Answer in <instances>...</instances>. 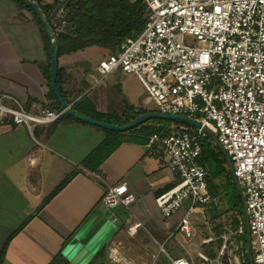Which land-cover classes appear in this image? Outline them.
Returning a JSON list of instances; mask_svg holds the SVG:
<instances>
[{
	"label": "crops",
	"instance_id": "crops-1",
	"mask_svg": "<svg viewBox=\"0 0 264 264\" xmlns=\"http://www.w3.org/2000/svg\"><path fill=\"white\" fill-rule=\"evenodd\" d=\"M110 53L107 47L91 44L59 54L57 81L67 102L80 104L76 111L90 116L94 110L115 113L123 121L117 124L127 123V105L133 107V114L137 112L133 118L158 111L135 75L116 71L100 80L97 65ZM50 77V55L34 15L15 0H0V94L15 95L31 111L60 109V102L51 95ZM150 119L121 134L67 112L53 123L36 126L33 133L23 125L0 123V264H49L56 259L64 264L67 258L62 249L103 203L107 185L114 183H126L135 200L132 213L122 206L113 209L112 219L120 218L123 224L104 251L93 257L96 264H173L177 258L210 264L193 255L192 245L204 253L199 246L207 237L202 239L196 224L205 218L203 209L218 200L190 212L185 205L172 216H163L156 197L177 176L167 166L164 150L147 146L151 134L144 128L162 127L166 132L169 125ZM187 213L190 236L179 227ZM137 221L141 225L129 231L128 226ZM206 235L215 239L209 232ZM239 236L235 242L242 251L235 259L249 264L247 240L245 258L243 236ZM221 238L222 242L216 241L218 254H204L224 264L225 249L233 239Z\"/></svg>",
	"mask_w": 264,
	"mask_h": 264
},
{
	"label": "built area",
	"instance_id": "built-area-1",
	"mask_svg": "<svg viewBox=\"0 0 264 264\" xmlns=\"http://www.w3.org/2000/svg\"><path fill=\"white\" fill-rule=\"evenodd\" d=\"M74 1L50 2L54 34L74 30L70 21ZM144 3L143 30L99 61L100 80L116 71L133 74L159 112L186 115L213 129L231 157L245 196L254 264H264V0ZM65 112L63 107L31 111L15 95L0 94V123L23 125L31 133L38 125L57 121ZM147 146L161 147L167 166L177 176L176 182L156 197L164 217L185 205L190 212L218 200L209 188L210 168L200 159L205 148L218 146L201 127L173 124L166 132H153ZM225 166L229 169L227 162ZM134 200L126 183H114L107 185L103 203L132 213ZM188 213L179 227L190 236ZM140 225L137 221L128 229L134 231ZM245 233L241 221L235 230L226 229L223 238ZM198 254L210 264H219L202 252ZM172 263L191 264L186 258L172 259Z\"/></svg>",
	"mask_w": 264,
	"mask_h": 264
},
{
	"label": "trees",
	"instance_id": "trees-1",
	"mask_svg": "<svg viewBox=\"0 0 264 264\" xmlns=\"http://www.w3.org/2000/svg\"><path fill=\"white\" fill-rule=\"evenodd\" d=\"M15 1L19 5L31 11V13L34 15L35 19L38 22L39 29L46 42V48L50 53L54 46V41L45 36L44 25L41 23L36 11L31 7L30 4L23 0ZM36 1L40 4L47 17L48 22L52 26V21L49 13L52 5L50 3L43 2V0ZM86 1L87 0H75L71 5L70 21L71 24L74 25V30L71 33H58L55 31V38L59 44L58 54H61L63 51L75 50L77 48H81L91 44L107 47L111 50L112 53H114L120 50L121 44L126 38L136 37L141 33L145 26L146 8L144 0H96L92 7H87ZM51 95L56 99V96L52 90ZM57 103H59L58 100ZM79 106L80 104L72 105L73 109L75 110L80 109ZM132 112L133 107L127 105L125 122H129L131 118H133L137 113L134 112L133 114ZM92 114L95 118L104 119L109 122H123L122 118L115 113L101 114L94 110ZM144 123L139 124V126L143 125ZM177 123L183 122L177 121ZM135 128H137V126L133 127L130 130H133ZM144 128L145 132L149 134H152L155 131H163V129H161L162 127H152L150 125H146L144 126ZM110 131L118 134L122 133L119 130ZM103 145L104 143L98 149H96V151L93 152L88 159L93 158ZM200 159L201 162L208 165L210 168L209 188L214 196H219V185L222 183V178L225 179V181H223V184L226 182L233 187L235 201L233 203L232 209H234L237 214L234 218V223L235 226H238L240 222L243 221L242 199L235 190L229 169H227L225 166V163L227 161L223 152L218 147L217 149L207 147L204 149ZM65 182L60 184L55 192L60 190ZM242 236L244 243L243 249L245 250L246 258V237L245 234H243ZM212 241H215V239ZM105 247L100 250L98 255L104 251ZM210 256H215V254L213 253ZM64 260V264H72L69 260ZM49 264H61V261L59 259H56ZM90 264H96L95 259L92 260Z\"/></svg>",
	"mask_w": 264,
	"mask_h": 264
},
{
	"label": "water",
	"instance_id": "water-1",
	"mask_svg": "<svg viewBox=\"0 0 264 264\" xmlns=\"http://www.w3.org/2000/svg\"><path fill=\"white\" fill-rule=\"evenodd\" d=\"M23 1L30 4L31 7L36 11L41 23L44 25L45 36L49 37L52 41H54V46L49 53L51 59L50 85L56 98L60 102L61 106L63 108H66V112L68 114L86 122L98 125L100 127L119 131H126L132 129L133 127L138 126L149 118H164L174 121H182L195 127H201L204 132L211 136L218 148L223 152L226 161L229 164V171L232 177L235 190L242 199L244 227L246 232V240L248 243V262L249 264H254L248 214L245 204V196L242 187L239 184L238 179L234 173L233 162L231 160V157L228 154L227 150L220 143L213 129H211L207 125H203L198 119L188 117L182 114L163 113L159 111L144 112L137 115L135 118H133L127 123L117 124L104 119H98L93 116L80 113L73 109L72 105L67 102V100L63 97L57 81L59 44L55 38L54 31L50 23L48 22L43 9L36 0ZM113 213V209L109 208L105 203H102L99 208L91 215V217L80 227V229L75 233V235L67 242V244L62 249V253L72 264H88L93 259V257L97 255L100 250L105 247V245H107V243L115 235L118 229L122 227L123 221L120 218L112 219Z\"/></svg>",
	"mask_w": 264,
	"mask_h": 264
},
{
	"label": "rangeland",
	"instance_id": "rangeland-1",
	"mask_svg": "<svg viewBox=\"0 0 264 264\" xmlns=\"http://www.w3.org/2000/svg\"><path fill=\"white\" fill-rule=\"evenodd\" d=\"M44 1H48L50 3L52 0H44ZM95 2L96 0H87L86 6L92 7ZM150 121H155L162 125H169V126L171 124L173 125L177 123V121L164 119V118H151ZM223 181H225L224 178H222V183L219 182L221 184L219 185L220 192H219V196H218L219 199L217 201V204L213 203L207 206L206 209H203L205 218L201 220L200 224L199 223L196 224L197 227L195 229L196 231L199 232L202 239L203 237L209 238L206 235V232H209L212 235V237L215 238V241H211L212 243L210 242L207 245H204V243H201V245L199 246V249L201 251L209 255H212L213 253L218 254L220 245L217 244L216 241L222 242L223 239L221 238V235L224 234V230L228 228L235 230L237 228V226H235V223H234V218L237 214L235 211L231 212L229 210L230 208L233 207V203L235 201L234 189L229 183L225 182L223 184ZM242 210H243V203H242ZM201 237H199V240H201ZM238 240H240V236L234 237L233 240L227 244V248L225 249L223 260H222L224 264H229L231 261H233L234 264H238L237 263L238 260L235 259V256H238L239 252L242 251L240 244H237L239 242ZM237 245L240 246V247L238 246V249L236 248ZM192 246H193V249H192L193 255L198 256V251L196 249V246L195 245H192ZM202 263L205 264L206 262L202 261ZM108 264H110V262H108Z\"/></svg>",
	"mask_w": 264,
	"mask_h": 264
}]
</instances>
